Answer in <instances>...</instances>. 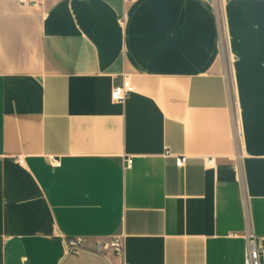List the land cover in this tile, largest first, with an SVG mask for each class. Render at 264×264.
I'll list each match as a JSON object with an SVG mask.
<instances>
[{
  "label": "crops",
  "instance_id": "0c3cea01",
  "mask_svg": "<svg viewBox=\"0 0 264 264\" xmlns=\"http://www.w3.org/2000/svg\"><path fill=\"white\" fill-rule=\"evenodd\" d=\"M24 1L0 0V264H120L65 249L112 236L127 264H245L249 229L264 264V0L223 2L232 63L217 0Z\"/></svg>",
  "mask_w": 264,
  "mask_h": 264
},
{
  "label": "built area",
  "instance_id": "2783aa9c",
  "mask_svg": "<svg viewBox=\"0 0 264 264\" xmlns=\"http://www.w3.org/2000/svg\"><path fill=\"white\" fill-rule=\"evenodd\" d=\"M220 21H221V37H220V44L222 46L223 52L227 55L229 59V63H232V56L229 50V38L227 33V27L225 22V15H224V6H222L223 2L228 0H220ZM24 0H21V4H25ZM225 5V4H224ZM134 92V87L132 82L128 77H124L122 83L116 85L111 94V99L113 102L116 103H124L130 94ZM235 132L238 136L240 133V126L239 123L235 120L234 123ZM51 162L59 166L60 162L51 159ZM186 162V157H178L175 159L176 166L181 168L184 166ZM19 164H23L24 160L19 159ZM209 167L215 166V160L209 159L207 161ZM132 165V160L128 159V166ZM247 256L245 260V264H263L261 261V254L258 245V238L254 234V232L249 229L247 232ZM65 249L67 252H79V251H86L92 252L104 258L109 257V255H114L121 260L120 264H127L125 261V240L122 236H112L107 239H98L93 244L83 237H76L69 239L65 242Z\"/></svg>",
  "mask_w": 264,
  "mask_h": 264
},
{
  "label": "rangeland",
  "instance_id": "374dc122",
  "mask_svg": "<svg viewBox=\"0 0 264 264\" xmlns=\"http://www.w3.org/2000/svg\"><path fill=\"white\" fill-rule=\"evenodd\" d=\"M217 2H218V3H219V5H220L221 1H220V0H217Z\"/></svg>",
  "mask_w": 264,
  "mask_h": 264
}]
</instances>
